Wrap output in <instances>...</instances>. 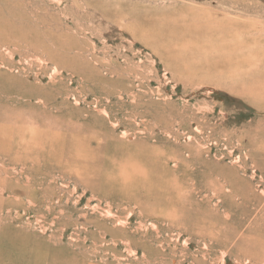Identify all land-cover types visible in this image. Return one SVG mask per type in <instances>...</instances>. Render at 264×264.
Masks as SVG:
<instances>
[{"label": "rangeland", "instance_id": "374dc122", "mask_svg": "<svg viewBox=\"0 0 264 264\" xmlns=\"http://www.w3.org/2000/svg\"><path fill=\"white\" fill-rule=\"evenodd\" d=\"M0 264H264V0H0Z\"/></svg>", "mask_w": 264, "mask_h": 264}]
</instances>
